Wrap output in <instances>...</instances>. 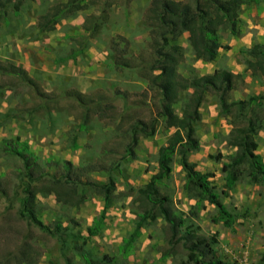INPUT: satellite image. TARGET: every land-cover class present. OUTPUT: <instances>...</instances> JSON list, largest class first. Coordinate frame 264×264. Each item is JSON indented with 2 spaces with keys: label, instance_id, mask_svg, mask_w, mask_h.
Returning <instances> with one entry per match:
<instances>
[{
  "label": "rangeland",
  "instance_id": "rangeland-1",
  "mask_svg": "<svg viewBox=\"0 0 264 264\" xmlns=\"http://www.w3.org/2000/svg\"><path fill=\"white\" fill-rule=\"evenodd\" d=\"M59 1L23 0L17 12L0 8V264H206L212 259L264 264V184L242 176L232 188L224 187L222 164L235 148L227 142L232 126L218 95H204L196 123L199 147L188 160L195 170L212 175L208 179L232 215V225L214 221L215 205L187 192L176 157L158 185L175 228L139 199L138 188L156 171L158 150L173 133L157 117L153 134L139 137L133 155L127 152L130 125L156 118L160 104L148 71L153 54L146 22L153 0H93L98 3L89 2L52 30H41L38 21ZM103 13L106 19L97 32L85 30L89 16ZM218 35L216 57L203 61L194 58L182 33L175 41L184 53L178 72L186 77L227 70L239 74L227 92L229 101L264 98V74L252 73L245 64L247 49L264 43V0L243 5L234 31L221 29ZM119 57L128 64H114ZM189 94H179L175 113L181 114ZM253 117L256 152L264 160V99ZM13 141L40 163L35 180L5 148ZM64 161L79 168L80 192L84 181L103 185L109 176L114 181L96 235L87 228L100 217L103 196L87 185L82 200L59 198L48 184L65 176ZM69 182L62 184L64 193L74 188ZM26 188L35 196L37 222L20 215ZM192 244L199 249L190 256Z\"/></svg>",
  "mask_w": 264,
  "mask_h": 264
},
{
  "label": "trees",
  "instance_id": "trees-1",
  "mask_svg": "<svg viewBox=\"0 0 264 264\" xmlns=\"http://www.w3.org/2000/svg\"><path fill=\"white\" fill-rule=\"evenodd\" d=\"M258 1L189 0L181 3L176 0H153L148 10L146 23L153 54V61L148 66V71L153 74L150 80L151 83L159 90L160 104L156 118L149 122L137 120L130 125V141L127 152L133 155V149L139 137L153 134L157 117L162 118L165 127L173 129V133L158 150L156 171L151 175L148 182L138 188L137 191L142 204L153 210L157 209L154 214L162 215L171 223L172 228H175L176 224L165 205L167 198L160 196L158 185L169 176L175 157L178 158V163L185 173L184 187L187 192H194L199 199H205L215 205L217 215L214 221L221 220L225 226H231L233 223L232 215L220 202L218 193L208 179L212 175L195 170L188 160L189 153L199 147L196 137V123L200 117L199 106L206 93L218 95L221 111L229 118V123L232 126L227 142L229 146L235 148V151L222 164V171L225 173L224 187L226 190L232 188L242 176L246 177L251 183L264 184V160L256 152L257 141L255 136L258 125L253 117L256 107L262 104L264 98L262 96H249L245 99L229 101L227 92L234 88V80L239 74L227 70H215L210 74L182 76L178 72V66L183 59V48L175 42L182 33H187L188 44L194 58L211 61L216 57L217 51L221 47L219 31L226 28L234 31L241 7ZM89 2L98 3V1L93 0H60L42 16L37 25L41 30H52L61 18H66L78 10L88 8ZM22 3L23 0H0V8L2 10L11 8L12 11L17 12ZM88 19H91V23L90 26H85V30L95 33L106 18L103 13L97 16L91 15ZM81 50H83V47L79 48V51ZM247 56L246 68L250 69L252 73L260 71L264 74V43L253 44L247 49ZM119 58L115 60L114 64H128L123 58ZM189 90V97L179 115L175 113L173 105L181 92ZM74 96L78 101H84L81 93H75ZM13 144H17V141L4 143L7 150L22 160L24 169L28 172L27 176L35 180L32 176L38 169H41L40 163L36 161V157H31L30 154L26 155L25 150L27 147H17ZM62 166L63 171L66 173L65 176L51 178L48 181L51 190L59 198L63 196V198L72 197L76 200H82L87 185H90L94 191L103 196V211L100 217L95 219L93 225L87 228L90 236L96 235L103 222L104 210L109 201V195L114 189V181L111 176H109L108 182L103 185L84 181L81 187L82 192H80L77 188V182L82 176L79 173V168L68 161H64ZM71 175L76 176V180L73 179L69 182ZM65 182L74 184V188L64 193L65 187H62V184ZM25 192L26 195L22 199L23 208L20 210V215L26 216L28 214L30 218L37 222L32 209L34 206V193L31 188H26ZM222 192L225 194L226 191ZM145 210L148 209L145 208ZM141 218L144 219L145 215ZM140 226L141 223L138 222L134 234L138 233ZM134 234L127 240L128 244ZM198 249L197 244H192L190 256H193V252ZM206 264L223 263L212 259Z\"/></svg>",
  "mask_w": 264,
  "mask_h": 264
}]
</instances>
